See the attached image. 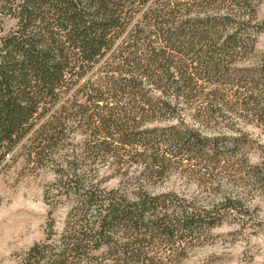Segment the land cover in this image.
<instances>
[{
  "label": "trees",
  "instance_id": "16d2710c",
  "mask_svg": "<svg viewBox=\"0 0 264 264\" xmlns=\"http://www.w3.org/2000/svg\"><path fill=\"white\" fill-rule=\"evenodd\" d=\"M258 2L0 0V169L51 167L46 197L66 207L19 264H186L250 211ZM174 174L197 193L155 189Z\"/></svg>",
  "mask_w": 264,
  "mask_h": 264
},
{
  "label": "rangeland",
  "instance_id": "374dc122",
  "mask_svg": "<svg viewBox=\"0 0 264 264\" xmlns=\"http://www.w3.org/2000/svg\"><path fill=\"white\" fill-rule=\"evenodd\" d=\"M257 14L264 28V0H259ZM6 22L7 26L12 24ZM257 49L264 50V31L258 36ZM247 130L254 140L250 159L257 164L264 155V130L257 126ZM50 168L27 161L25 154H16L0 169V264H19L32 245L47 237L50 222L54 221L58 231L62 229L66 207L61 202L53 204L51 199L49 203L46 197L56 178ZM120 179L116 176L106 186L116 187ZM155 189L197 193L196 184L180 174ZM56 193L53 189L50 196ZM249 202L248 213L225 220L211 238L193 248L186 264H264V194L255 195Z\"/></svg>",
  "mask_w": 264,
  "mask_h": 264
}]
</instances>
